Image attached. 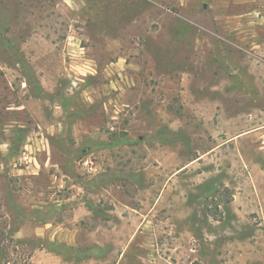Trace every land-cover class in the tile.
Instances as JSON below:
<instances>
[{
	"label": "rangeland",
	"instance_id": "1",
	"mask_svg": "<svg viewBox=\"0 0 264 264\" xmlns=\"http://www.w3.org/2000/svg\"><path fill=\"white\" fill-rule=\"evenodd\" d=\"M0 264H264V0H0Z\"/></svg>",
	"mask_w": 264,
	"mask_h": 264
},
{
	"label": "built area",
	"instance_id": "2",
	"mask_svg": "<svg viewBox=\"0 0 264 264\" xmlns=\"http://www.w3.org/2000/svg\"><path fill=\"white\" fill-rule=\"evenodd\" d=\"M73 84H75L74 81ZM82 167L85 168L86 170H91L93 168L91 159L85 158L82 161Z\"/></svg>",
	"mask_w": 264,
	"mask_h": 264
}]
</instances>
